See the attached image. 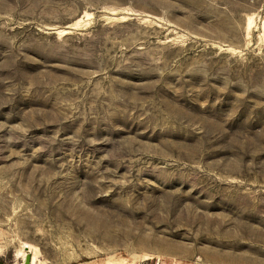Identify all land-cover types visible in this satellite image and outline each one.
I'll list each match as a JSON object with an SVG mask.
<instances>
[{"label":"rangeland","instance_id":"obj_1","mask_svg":"<svg viewBox=\"0 0 264 264\" xmlns=\"http://www.w3.org/2000/svg\"><path fill=\"white\" fill-rule=\"evenodd\" d=\"M0 264H264V0H0Z\"/></svg>","mask_w":264,"mask_h":264},{"label":"water","instance_id":"obj_2","mask_svg":"<svg viewBox=\"0 0 264 264\" xmlns=\"http://www.w3.org/2000/svg\"><path fill=\"white\" fill-rule=\"evenodd\" d=\"M29 260H30V257H29V256H27V263L29 262Z\"/></svg>","mask_w":264,"mask_h":264},{"label":"bare ground","instance_id":"obj_3","mask_svg":"<svg viewBox=\"0 0 264 264\" xmlns=\"http://www.w3.org/2000/svg\"><path fill=\"white\" fill-rule=\"evenodd\" d=\"M250 18V17H249ZM250 20V19H249ZM248 25V24H247ZM251 25V24H250ZM250 27V26H249ZM251 29V28H250Z\"/></svg>","mask_w":264,"mask_h":264}]
</instances>
